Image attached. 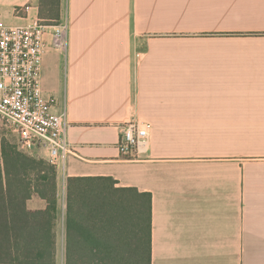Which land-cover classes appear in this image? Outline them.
I'll return each instance as SVG.
<instances>
[{"label": "crops", "instance_id": "obj_1", "mask_svg": "<svg viewBox=\"0 0 264 264\" xmlns=\"http://www.w3.org/2000/svg\"><path fill=\"white\" fill-rule=\"evenodd\" d=\"M62 6L67 51L48 44L42 79L70 123L59 220L68 177L112 176L152 195L151 264H264V0ZM38 13L39 0H0L8 24ZM132 121L149 135L123 154Z\"/></svg>", "mask_w": 264, "mask_h": 264}, {"label": "trees", "instance_id": "obj_2", "mask_svg": "<svg viewBox=\"0 0 264 264\" xmlns=\"http://www.w3.org/2000/svg\"><path fill=\"white\" fill-rule=\"evenodd\" d=\"M38 16L59 22L62 0H39ZM117 183L68 177L64 264H151L152 195ZM59 217L57 162L0 139V264H58Z\"/></svg>", "mask_w": 264, "mask_h": 264}, {"label": "built area", "instance_id": "obj_3", "mask_svg": "<svg viewBox=\"0 0 264 264\" xmlns=\"http://www.w3.org/2000/svg\"><path fill=\"white\" fill-rule=\"evenodd\" d=\"M30 8L29 4L16 7L14 14L22 17ZM68 33L64 17L59 22H46L37 16L27 24L13 25L0 16V119L17 133L21 150L46 148L50 159L62 164L73 153L67 110H55L57 99L44 94L42 79L48 44L67 51ZM148 135L149 125L134 121L123 125L119 151L134 153Z\"/></svg>", "mask_w": 264, "mask_h": 264}, {"label": "rangeland", "instance_id": "obj_4", "mask_svg": "<svg viewBox=\"0 0 264 264\" xmlns=\"http://www.w3.org/2000/svg\"><path fill=\"white\" fill-rule=\"evenodd\" d=\"M6 138L11 141H16L18 139L17 134L13 131V129L6 125L1 119H0V139ZM38 149V148H37ZM28 154H31L33 156L41 157L39 149L38 150H32L31 152H26ZM61 163H63L61 161ZM40 202L38 200H33L31 202L32 207L40 206ZM57 233H58V264H64V247H65V226L64 223L61 221V219L58 222L57 225Z\"/></svg>", "mask_w": 264, "mask_h": 264}]
</instances>
